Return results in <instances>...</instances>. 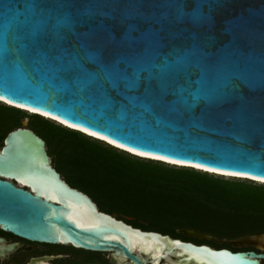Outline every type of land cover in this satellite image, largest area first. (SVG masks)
I'll return each mask as SVG.
<instances>
[{"label":"water","instance_id":"obj_1","mask_svg":"<svg viewBox=\"0 0 264 264\" xmlns=\"http://www.w3.org/2000/svg\"><path fill=\"white\" fill-rule=\"evenodd\" d=\"M0 102L154 160L264 179V0H0ZM0 177V227L30 242L115 264L264 259V233L228 242L259 251L216 249L99 210L24 124Z\"/></svg>","mask_w":264,"mask_h":264},{"label":"trees","instance_id":"obj_2","mask_svg":"<svg viewBox=\"0 0 264 264\" xmlns=\"http://www.w3.org/2000/svg\"><path fill=\"white\" fill-rule=\"evenodd\" d=\"M25 118L27 127L45 141L52 166L70 186L86 193L99 210L117 213L119 219L142 230L183 241L232 251L256 250L234 248L228 241L264 233V185L138 157L1 102L0 148L7 134L22 127ZM183 229L224 242L188 237ZM51 250L65 255L53 264H115L102 254L80 255L71 245H56Z\"/></svg>","mask_w":264,"mask_h":264},{"label":"flooded vegetation","instance_id":"obj_3","mask_svg":"<svg viewBox=\"0 0 264 264\" xmlns=\"http://www.w3.org/2000/svg\"><path fill=\"white\" fill-rule=\"evenodd\" d=\"M0 179L4 178L0 177ZM13 183L17 187H23L17 181H13ZM23 188L29 190L26 187ZM10 246L12 249L8 250ZM64 256V254L48 249L44 244L27 241L3 231L0 227V264H53L56 259Z\"/></svg>","mask_w":264,"mask_h":264},{"label":"rangeland","instance_id":"obj_4","mask_svg":"<svg viewBox=\"0 0 264 264\" xmlns=\"http://www.w3.org/2000/svg\"><path fill=\"white\" fill-rule=\"evenodd\" d=\"M22 124H24L25 126L28 125V119H24L22 121ZM135 160V159H134ZM169 165H172V164H169ZM179 167V166H178ZM210 175L212 176H215V177H221V178H224V179H232V180H236V181H246L248 183H254V184H257V185H264V183L262 182H257V181H253V180H248V179H244V178H236V177H228V176H220L218 174H214V173H209ZM117 214V213H115ZM119 214H117V218H119ZM171 237V236H170ZM231 241V240H230ZM224 241L221 240V242L219 243H222ZM229 242V241H228ZM45 247H47L48 249H54L56 247V245H50V244H44ZM251 247H244V248H241V249H249ZM77 253L80 254V255H88V254H95V255H98V256H101V254L106 257V258H109L110 257V253H101V252H91V251H86V250H82V249H78L77 250ZM174 262V260H172ZM128 264V263H127Z\"/></svg>","mask_w":264,"mask_h":264},{"label":"bare ground","instance_id":"obj_5","mask_svg":"<svg viewBox=\"0 0 264 264\" xmlns=\"http://www.w3.org/2000/svg\"><path fill=\"white\" fill-rule=\"evenodd\" d=\"M5 103V102H4ZM6 104H8L9 105V103H6ZM30 112H33V111H31L30 110ZM46 117H47V115H45ZM59 121V120H58ZM64 123V122H63ZM64 124H67V123H64ZM73 127V126H72ZM74 128H78V127H74ZM82 130V129H81ZM84 131V130H83ZM87 134H89V135H91L92 133H90V132H87V131H85ZM92 135H94L95 137H98V138H100V139H104V138H102V137H100V136H98V135H95V134H92ZM104 140H106V139H104ZM106 141H109V140H106ZM111 141H109V143H110ZM111 144L112 145H115V146H119L120 148H124V147H122V146H120V145H118V144H116V143H113V142H111ZM124 149H126V148H124ZM130 150V149H129ZM131 151V153H134V154H138V155H140V156H143V157H149V158H154V159H158L157 158V156H153V155H148V154H144V153H140V152H137V151H134V150H130ZM163 160H166V161H170V163L171 164H174L171 160H168V159H164L163 158ZM178 164H181V163H179V162H177ZM196 166V168H202V167H199V166H197V165H195ZM204 169H206V168H204ZM216 172H221V171H216ZM221 173H224V175L225 176H233V175H235V174H232V175H230V174H228L227 172H221ZM236 175H238V176H240V177H245V175H239V174H236ZM253 178V177H252ZM255 179H257L259 182H264V179H258V178H255ZM200 264H203L202 262H200Z\"/></svg>","mask_w":264,"mask_h":264},{"label":"snow or ice","instance_id":"obj_6","mask_svg":"<svg viewBox=\"0 0 264 264\" xmlns=\"http://www.w3.org/2000/svg\"><path fill=\"white\" fill-rule=\"evenodd\" d=\"M69 126H71V125H69ZM103 138V137H102ZM158 159L160 158V157H157ZM173 163H175L176 161H172ZM208 171H214V169H211V168H209L208 169ZM228 174H230V175H232V174H234V173H228ZM256 177H253V179H255Z\"/></svg>","mask_w":264,"mask_h":264}]
</instances>
